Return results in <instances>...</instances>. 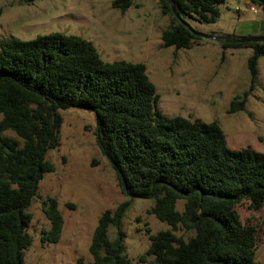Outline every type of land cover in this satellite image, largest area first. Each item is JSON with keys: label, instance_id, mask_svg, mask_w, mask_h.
Returning a JSON list of instances; mask_svg holds the SVG:
<instances>
[{"label": "trees", "instance_id": "trees-1", "mask_svg": "<svg viewBox=\"0 0 264 264\" xmlns=\"http://www.w3.org/2000/svg\"><path fill=\"white\" fill-rule=\"evenodd\" d=\"M173 1L185 22L214 24L227 0ZM133 4L115 0L112 7L124 13ZM159 6L170 21L162 33L165 48L191 49L206 40L178 21L168 0ZM219 45L254 49L248 60L252 91L264 43ZM250 91L231 102L229 113L246 109ZM159 102L144 64L106 62L79 36L0 41V264H25L32 245L29 209L40 182L56 170L47 155L60 144L61 111L71 108L95 113L96 145L119 189L130 201H153L150 213L170 228L151 236L148 250L134 262L121 231L128 204L107 210L92 235L91 261L75 264H258L257 230L238 209L263 208L264 153L232 150L217 122L166 116ZM43 212L50 228L42 230L41 241L58 243L64 219L57 200L49 198ZM178 231L189 236L178 237Z\"/></svg>", "mask_w": 264, "mask_h": 264}, {"label": "rangeland", "instance_id": "rangeland-1", "mask_svg": "<svg viewBox=\"0 0 264 264\" xmlns=\"http://www.w3.org/2000/svg\"><path fill=\"white\" fill-rule=\"evenodd\" d=\"M113 1L39 0L26 4L23 0H0V41H31L53 33L79 36L91 42L106 62L144 64L166 116L217 122L232 150L251 148L264 153V55L258 60L257 84L250 91L248 60L255 53L253 48L224 49L208 39L191 49L165 48L162 33L170 21L162 14L159 0H134L124 13L113 9ZM219 8L220 18L214 24L191 19L187 23L204 35L264 37L262 7L251 0H227ZM249 91L246 109L229 113L231 102ZM61 116L60 144L47 155L56 170L40 182L29 209L32 245L25 252V264H75L80 258L91 261L89 247L100 217L124 204H128L121 223L125 251L137 262L148 250L150 237L169 226L150 213L153 201H130L119 189L113 169L96 145L95 113L71 108L61 111ZM49 198L57 200L64 219L58 243L41 241L42 230L50 228L43 212ZM181 208L182 202L178 204ZM238 212L257 230L256 260L264 264V205L251 211L245 204ZM176 235L189 236L181 231ZM115 236L116 230L110 228L109 237Z\"/></svg>", "mask_w": 264, "mask_h": 264}, {"label": "water", "instance_id": "water-1", "mask_svg": "<svg viewBox=\"0 0 264 264\" xmlns=\"http://www.w3.org/2000/svg\"><path fill=\"white\" fill-rule=\"evenodd\" d=\"M173 14L176 16L178 21L184 25L190 32H192L195 36L201 37L208 40H213L218 43H226V44H248V43H264V37H242V36H232V35H204L196 32L193 30L187 22H185L179 15V13L176 10L175 4L173 0H168ZM259 4L264 6V0H256Z\"/></svg>", "mask_w": 264, "mask_h": 264}, {"label": "crops", "instance_id": "crops-1", "mask_svg": "<svg viewBox=\"0 0 264 264\" xmlns=\"http://www.w3.org/2000/svg\"><path fill=\"white\" fill-rule=\"evenodd\" d=\"M234 35H236V33H234ZM238 35H240V34H238Z\"/></svg>", "mask_w": 264, "mask_h": 264}]
</instances>
